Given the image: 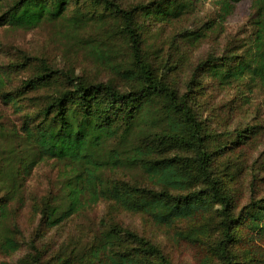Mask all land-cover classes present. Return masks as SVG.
<instances>
[{"label": "trees", "instance_id": "1", "mask_svg": "<svg viewBox=\"0 0 264 264\" xmlns=\"http://www.w3.org/2000/svg\"><path fill=\"white\" fill-rule=\"evenodd\" d=\"M213 1L216 20L177 30L169 42L173 53L149 39L164 29L153 31L159 25L187 16L194 7L189 0H0V30L62 23L99 69L78 72L31 57L22 66L0 65V104L18 121L12 129L0 121V256L25 250L15 264H191L175 261L116 218L103 217L78 237L67 230L107 203L175 230L177 246L185 241L199 250L198 264H264L259 176L240 207V173L224 161L229 151L256 141L263 127L214 131L201 98L208 77L222 88L247 80L264 89V0H252L253 31L242 47L230 43L222 55L197 60L188 78H171L191 62L179 55L180 43L199 49L244 0ZM89 30L97 34L90 43L80 37ZM20 68L31 71L15 85L12 74ZM51 161L66 167L60 188L35 200L38 225L29 238H17L13 205L27 203L28 179Z\"/></svg>", "mask_w": 264, "mask_h": 264}, {"label": "rangeland", "instance_id": "2", "mask_svg": "<svg viewBox=\"0 0 264 264\" xmlns=\"http://www.w3.org/2000/svg\"><path fill=\"white\" fill-rule=\"evenodd\" d=\"M145 1V0H144ZM193 2L194 7L190 13L182 20L164 27H157L153 31L164 28L158 34H152L149 44L157 47H164L165 51L170 50L169 42L176 31L189 29L196 31L203 28L205 24L216 20L218 7L213 0H189ZM254 2L244 0L237 4L233 13L227 18L222 27V31L217 34H210L208 39L199 49L186 46L180 43L179 55L185 53L191 62L182 67L171 78L177 82L190 76L193 65L197 60L202 59L209 53L222 55L228 44L242 47V40L252 34L253 28L250 25V19L254 14ZM216 26V25H215ZM97 35L92 30L82 32L80 37L86 42H91ZM73 31L62 23L41 24L38 28L26 31L22 29H13L5 26L0 30V65L9 66L10 64H22L25 58L45 59L49 64L57 68L72 67L78 72L95 73L98 69L84 44H78L77 38H74ZM247 37V38H248ZM235 43V44H234ZM85 48V49H83ZM156 54L153 55L155 57ZM191 63V64H190ZM31 70H16L12 74L13 84L18 85L25 79ZM247 80L242 83H235L231 86L222 88L213 85L210 78L204 81L205 90L201 93V98L207 102L208 116H213L212 128L214 131L225 129H235L238 126H245L256 122L263 127L261 134L256 141L249 142L246 146L229 151L224 161L237 166L238 181L235 184L236 193L240 194V207H243L251 195V183L253 176H259L256 182L258 191H264V89L260 85L250 84ZM13 109H5L0 104V121L9 128L18 124L17 118L13 116ZM206 114V115H207ZM216 129V130H215ZM242 168V170H239ZM66 167L64 164H58L53 161L39 165L27 181L26 197L28 201L25 205H13L15 219L13 223L17 224L19 232L17 238L26 236L29 238L31 232L38 225L34 216L33 204L35 200L49 195L59 190L61 177ZM138 175L137 171H133ZM139 176V175H138ZM245 192V193H244ZM107 217L121 221L125 226L136 230L137 232L151 237L165 248L171 254L175 261H187L191 264H198L200 255L199 250L194 246L181 242L180 247L174 241L175 230L156 226L153 221L145 216L125 211L114 212L107 203H100L95 208L80 215L69 224L67 230H71L78 236L81 231L86 234L97 229L101 218ZM60 233L56 236L60 239ZM59 238V239H58ZM261 245L264 247V237ZM25 250L17 252L13 257L0 256V264H15Z\"/></svg>", "mask_w": 264, "mask_h": 264}]
</instances>
